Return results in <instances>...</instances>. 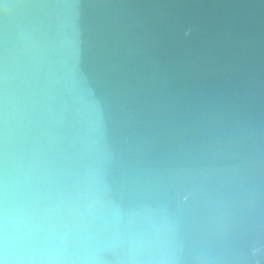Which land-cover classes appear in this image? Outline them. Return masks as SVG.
I'll return each mask as SVG.
<instances>
[{"label":"water","instance_id":"obj_1","mask_svg":"<svg viewBox=\"0 0 264 264\" xmlns=\"http://www.w3.org/2000/svg\"><path fill=\"white\" fill-rule=\"evenodd\" d=\"M6 4L21 7L5 19ZM52 41L67 53L63 98L81 124L102 126L122 171L195 158L223 177L249 151L264 160V0H0V181L5 64L11 94L31 70L16 64L38 62ZM25 48L35 55L20 56ZM18 139L9 170L31 159ZM255 182L264 190V167ZM113 211L119 219L134 210L118 196ZM164 229L148 215L122 231Z\"/></svg>","mask_w":264,"mask_h":264},{"label":"clouds","instance_id":"obj_2","mask_svg":"<svg viewBox=\"0 0 264 264\" xmlns=\"http://www.w3.org/2000/svg\"><path fill=\"white\" fill-rule=\"evenodd\" d=\"M9 7L21 5H4L5 19ZM66 55L52 41L38 62L16 64L31 70L11 94L5 64L0 264H264V190L255 182L264 160L249 151L223 177L195 158L122 171L102 126L77 121L60 92ZM21 134L31 159L9 170L7 150ZM118 196L134 210L119 219ZM182 196L187 209L177 207ZM148 215L163 232L122 231Z\"/></svg>","mask_w":264,"mask_h":264}]
</instances>
